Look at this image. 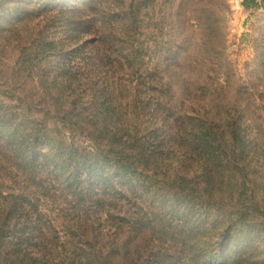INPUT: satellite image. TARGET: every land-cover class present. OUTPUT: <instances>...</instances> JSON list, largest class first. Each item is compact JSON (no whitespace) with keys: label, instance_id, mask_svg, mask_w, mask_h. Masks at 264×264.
<instances>
[{"label":"trees","instance_id":"16d2710c","mask_svg":"<svg viewBox=\"0 0 264 264\" xmlns=\"http://www.w3.org/2000/svg\"><path fill=\"white\" fill-rule=\"evenodd\" d=\"M66 1L0 0V264L249 263L230 248L264 229V87L162 60L184 44L136 0ZM178 79L221 108L189 96L180 112Z\"/></svg>","mask_w":264,"mask_h":264},{"label":"rangeland","instance_id":"374dc122","mask_svg":"<svg viewBox=\"0 0 264 264\" xmlns=\"http://www.w3.org/2000/svg\"><path fill=\"white\" fill-rule=\"evenodd\" d=\"M56 1L52 0L53 3ZM104 1L116 3L117 0ZM130 1L125 0V3L129 4ZM82 2L83 0H71L64 4L78 5ZM136 2L144 26L150 23V29L160 40L171 39L178 44H184L185 50L181 55H171L176 57L174 61L167 53L161 56L162 60L171 58L168 60L174 66L182 68L190 59L194 65L202 69V74L199 75L203 84L206 85L212 82L207 74L211 73L215 76L221 70L222 74L230 75L233 88L246 85L250 94L256 86L264 87V0H136ZM58 10L59 8L56 9ZM41 19L37 17L29 23V32L33 33V38L45 26L46 20ZM191 23L199 24L201 29L191 34L193 31ZM50 30L51 36L56 34L58 39L65 38L62 29L54 31V28H51ZM21 32L27 34L26 30L22 29ZM189 34L192 41H188ZM14 38L13 35L11 40L13 41ZM17 42L15 40L10 45L9 64H13L19 55ZM3 43V39H0V50ZM187 50L188 52L192 50L193 55L190 56L191 53ZM186 74L191 81L192 77L189 73ZM173 85L178 93L175 100L180 112L189 108L187 104L189 96L205 100L207 106L212 103L217 110L221 108L214 101L215 95L211 91L204 90L201 94H195L193 85L188 86L182 79H178ZM234 90L229 91L228 94L224 93L227 96H233ZM259 123L262 124V133L258 135L256 130L253 138L261 142L264 139V122L260 120ZM117 180H120L121 185H124L127 190H132L137 185L136 181L131 182L128 178L121 176ZM245 236L246 240L242 239V235L240 241L235 240L238 243L234 242L230 249L234 252L243 250L241 247L244 245L249 246L247 249L248 253H251L249 263L244 264H264V229L257 232L249 229ZM246 242H249V245Z\"/></svg>","mask_w":264,"mask_h":264}]
</instances>
